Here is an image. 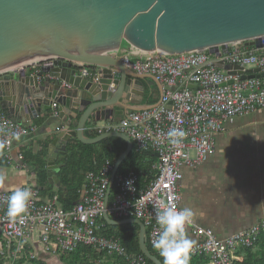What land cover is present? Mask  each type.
Returning a JSON list of instances; mask_svg holds the SVG:
<instances>
[{
    "label": "built area",
    "instance_id": "2783aa9c",
    "mask_svg": "<svg viewBox=\"0 0 264 264\" xmlns=\"http://www.w3.org/2000/svg\"><path fill=\"white\" fill-rule=\"evenodd\" d=\"M118 56L134 71L156 76L163 86L160 102L127 112L117 120L91 121L87 128L99 133L122 131L131 138L137 152L147 153V161L155 157L152 174L135 168L116 173L113 187L116 185L117 190L115 193L111 190L107 209L113 219H141L147 230V241L153 247L160 232L155 219L157 206L174 204L182 208V167L205 161L216 149L217 136L227 130L229 123L264 108V44L235 42L228 44L226 50L219 47L215 53L208 50L180 54L129 51ZM218 62L230 64L232 68H220ZM25 67L36 68V73L40 64L9 73ZM255 68L259 72H253ZM244 74L254 76L242 78ZM191 84L198 87L192 88ZM53 115H59L57 102L53 103ZM174 127L186 133L179 145H173L167 136ZM37 128L36 124L21 123L8 116L0 104V148L9 164L15 160L11 153L14 140L35 133ZM18 160L17 165L23 167L24 153L18 154ZM114 164L106 159L97 170L86 174L81 198L70 210L59 206L56 200L41 201L40 190L29 187L34 195L28 209L13 220L6 214L10 191H1L0 241L7 243L8 252L2 253H9L11 264L23 258L36 259L31 247L36 229H40L45 250L53 254L71 253L83 244L109 255L122 256L129 264H148L143 253L128 252L120 239L103 233L107 223L105 199ZM129 180L131 188L127 184ZM262 233L264 218L249 229L225 238H219L212 228L203 227L195 220L186 227V235L196 237L190 256H206L204 264H238L241 249L254 245Z\"/></svg>",
    "mask_w": 264,
    "mask_h": 264
},
{
    "label": "water",
    "instance_id": "95a60500",
    "mask_svg": "<svg viewBox=\"0 0 264 264\" xmlns=\"http://www.w3.org/2000/svg\"><path fill=\"white\" fill-rule=\"evenodd\" d=\"M242 41L264 44V0H0V104L8 116L21 117L25 123L58 103L62 130L49 146L47 158L49 181L57 186L63 163L56 159L66 157L71 138L86 144L113 136L125 140L126 149L111 175L104 219L110 225L138 224L142 253L153 263L163 264L149 249L141 219H113L107 211L115 175L132 151L133 141L117 130L89 136L87 123L117 120L124 113L160 102L132 101L143 100V79L150 78L159 89L161 82L153 74L129 68L118 53H215L219 47L226 50L228 44ZM36 63L40 68L34 74L9 73ZM217 66L232 68L223 62Z\"/></svg>",
    "mask_w": 264,
    "mask_h": 264
},
{
    "label": "crops",
    "instance_id": "0c3cea01",
    "mask_svg": "<svg viewBox=\"0 0 264 264\" xmlns=\"http://www.w3.org/2000/svg\"><path fill=\"white\" fill-rule=\"evenodd\" d=\"M127 52L129 51L119 54ZM30 69L28 72L19 70L17 73L20 76L34 74L36 68L30 67ZM14 73L16 71L11 74ZM140 86L146 87V94L140 102L136 99L132 100L134 103L154 104L160 100L163 94L162 85L159 89L148 78L143 79ZM151 88L156 89L155 94ZM14 119L24 123L21 117ZM37 121L41 122L37 123ZM61 122L59 115H53V109L43 110L39 116L25 122L36 124L37 131L14 140L11 153L15 160L12 164H9L1 154L4 159L0 157V161L3 160L0 162V174L5 176V181L0 186V192L9 190L13 186L43 188L37 186L39 168L25 161L23 167H19L18 154L25 151L40 152L48 142L47 160L48 148L62 130ZM227 126V130L217 136L216 149L205 161L182 167L183 178L180 181L181 207L192 208L196 212L194 220L203 227L212 228L219 238L249 229L264 218V108L246 116H239ZM64 144L66 143L62 142V145ZM61 159L62 157L59 156L56 162L61 163ZM40 199L50 200L49 195L41 191ZM187 237L192 242L196 241V237L192 234ZM6 244L4 240L0 241V264L12 262L9 253H2L3 250L7 251ZM31 247L36 259L23 258L15 264H68L63 260V255L45 250L40 241V229L33 232ZM81 257L86 260L83 264H119L117 257L108 254L97 257L82 254Z\"/></svg>",
    "mask_w": 264,
    "mask_h": 264
},
{
    "label": "trees",
    "instance_id": "16d2710c",
    "mask_svg": "<svg viewBox=\"0 0 264 264\" xmlns=\"http://www.w3.org/2000/svg\"><path fill=\"white\" fill-rule=\"evenodd\" d=\"M127 46L126 43L123 47ZM41 121H37L40 123ZM90 122L87 123V126ZM89 136H97L100 133L86 129ZM48 142L45 143L44 150L40 152L25 151L24 161L26 163H33L39 168L37 172L38 185L43 194H48L50 200H56L59 206L65 210H70L81 198V189L85 183V176L89 171L97 170L100 164L106 159L116 162L121 153L126 149L127 143L120 137H108L97 143L86 144L78 138H71L65 148L66 157L60 160L63 163L58 177L61 184L56 186L51 183L47 173L46 148ZM2 148H0V157L4 159ZM147 153H139L134 148L129 156L122 163L119 172L123 173L129 169L135 168L143 170L147 174H152L151 166L155 161L152 156L151 161H147ZM0 162H3L1 160ZM117 190L116 185L112 188V192ZM112 199V198H111ZM106 221V220H105ZM103 233L112 238L120 239L128 252L142 253L140 249V226L136 223H129L123 225H110L106 223ZM148 242V241H147ZM149 249L157 255L163 262V258L148 242ZM91 254L94 256H101L108 254L105 251H98L90 245L81 244L75 251L63 254L62 258L68 264H83L84 257L81 255ZM109 255V254H108ZM117 257L119 264H129L124 257L113 255ZM207 260L206 256H190V264H204ZM148 264H155L147 258ZM238 264H264V233L259 236V239L254 245L244 247L241 249V256Z\"/></svg>",
    "mask_w": 264,
    "mask_h": 264
},
{
    "label": "clouds",
    "instance_id": "9594fccd",
    "mask_svg": "<svg viewBox=\"0 0 264 264\" xmlns=\"http://www.w3.org/2000/svg\"><path fill=\"white\" fill-rule=\"evenodd\" d=\"M186 133L179 128H171L167 136L173 145H179ZM5 176L0 174V186L4 184ZM131 188L132 181H127ZM7 200V216L15 220L28 209L34 193L27 186H13L9 189ZM196 212L190 207L178 208L176 205L161 204L156 208V223L160 228L153 248L163 258V264H190L192 241L186 235V227L191 225Z\"/></svg>",
    "mask_w": 264,
    "mask_h": 264
},
{
    "label": "rangeland",
    "instance_id": "374dc122",
    "mask_svg": "<svg viewBox=\"0 0 264 264\" xmlns=\"http://www.w3.org/2000/svg\"><path fill=\"white\" fill-rule=\"evenodd\" d=\"M31 69H30V67H25V68H22L20 71H30Z\"/></svg>",
    "mask_w": 264,
    "mask_h": 264
}]
</instances>
